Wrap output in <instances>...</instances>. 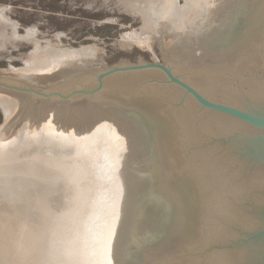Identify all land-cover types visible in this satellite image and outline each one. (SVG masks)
Instances as JSON below:
<instances>
[{
  "label": "water",
  "instance_id": "obj_1",
  "mask_svg": "<svg viewBox=\"0 0 264 264\" xmlns=\"http://www.w3.org/2000/svg\"><path fill=\"white\" fill-rule=\"evenodd\" d=\"M118 50L0 4V264H264V0H114Z\"/></svg>",
  "mask_w": 264,
  "mask_h": 264
},
{
  "label": "rangeland",
  "instance_id": "obj_2",
  "mask_svg": "<svg viewBox=\"0 0 264 264\" xmlns=\"http://www.w3.org/2000/svg\"><path fill=\"white\" fill-rule=\"evenodd\" d=\"M17 24V33L35 28L38 36L71 46L118 50L119 38L139 25V18L114 0H0ZM31 43L13 41L0 48V68L24 63ZM2 113L0 111V124Z\"/></svg>",
  "mask_w": 264,
  "mask_h": 264
}]
</instances>
